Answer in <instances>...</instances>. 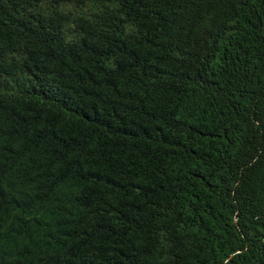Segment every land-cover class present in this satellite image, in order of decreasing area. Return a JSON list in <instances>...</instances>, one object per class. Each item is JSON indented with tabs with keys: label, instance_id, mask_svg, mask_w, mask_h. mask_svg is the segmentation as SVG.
<instances>
[{
	"label": "trees",
	"instance_id": "16d2710c",
	"mask_svg": "<svg viewBox=\"0 0 264 264\" xmlns=\"http://www.w3.org/2000/svg\"><path fill=\"white\" fill-rule=\"evenodd\" d=\"M0 264H264V0H0Z\"/></svg>",
	"mask_w": 264,
	"mask_h": 264
}]
</instances>
